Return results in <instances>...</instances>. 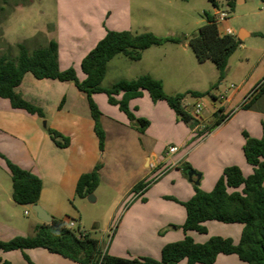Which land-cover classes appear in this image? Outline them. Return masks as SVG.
Wrapping results in <instances>:
<instances>
[{"label":"crops","instance_id":"1","mask_svg":"<svg viewBox=\"0 0 264 264\" xmlns=\"http://www.w3.org/2000/svg\"><path fill=\"white\" fill-rule=\"evenodd\" d=\"M239 1L240 3L246 2V0ZM97 2L98 0H66L63 12L64 21L56 26V38L48 41L49 43L54 40L58 43L60 70L66 71L74 68L81 81L86 78L82 71L83 59L105 37L107 31L140 33L135 30L131 12L132 0H122L123 9L116 8V4H113L112 1L103 7ZM89 5L91 6L89 7ZM108 14H113L114 19L110 17L105 21ZM205 23L203 22V25ZM223 30L220 28L221 33ZM234 32L237 38L239 34H242L243 38L239 39L242 44L255 36L252 31L244 29L239 33ZM261 33L257 32L256 35H261ZM170 44L173 43L146 50L142 59L137 62L139 64L137 66H147V69L144 70L146 72H143L142 75H151L161 80L164 89L166 88L165 80L157 73L162 71L166 64L160 58L161 52L169 51ZM173 45L178 46V49H174L178 56L170 60L174 65L182 68L183 63H186L183 52H187L190 44ZM250 76L245 78L240 91H234L225 99L222 98V105L218 109L212 110L208 119H203L201 122L206 126H212L220 116L227 117V120L208 133L196 132L194 128L191 131L183 130V136L179 139V152L163 159L158 152V144L152 136V130L159 127V133L170 132L178 136L179 125L175 119V112L168 104V107L161 103L153 105L155 115L158 116L150 117V125L144 133H141L136 126L131 124L127 115L118 106L108 102L107 96L103 97L100 93L94 94L93 100L102 113L101 125L106 133L105 151L101 154L87 95L78 90L72 82L52 79L39 80L32 73H27L16 92L29 103L45 111L46 126L43 124L44 120L37 115L16 109L8 99L0 98V218H2L0 219V240L10 241L17 236L34 235V232L30 235L7 224L13 221L15 206L31 210L32 206H22L14 202L13 190L9 192L7 184H5L7 178L12 181L6 159L37 175L42 180L43 188L39 205L53 218L67 221L68 217L75 219L76 226L81 225L84 204L89 202L87 198H79L76 195L78 181L82 175L91 172L100 161H103L104 167L100 173V184L94 193L97 196V201L100 198L99 191L102 186H107L124 196L127 195L125 199L130 197L136 185L146 182L150 171L156 172L169 164L172 165L169 170H174L173 173L160 184L149 189L146 197L151 194L154 197L155 195L161 197L163 193L160 191L163 183L173 181L175 184L180 183L182 187L181 194H178V191L175 192L177 199L179 197L183 202L190 200L195 195L196 185L186 182L183 175L185 173L184 164L189 165L202 175L200 188L206 192L214 189L225 168L229 166H238L246 177L250 176L253 173V167L247 162L244 154L245 138L243 133L246 132L251 137L260 139L263 135L264 125V105L260 104L264 100V95L256 101L253 108L249 110L241 108L249 97L242 100L247 92V90L244 92L243 90L247 86ZM121 97L119 96L118 99ZM143 97L145 100L151 99L147 92H144ZM236 100L242 101L240 106L230 116H226ZM62 103L63 106H61ZM47 127L68 138L69 145L67 147L57 146L48 134ZM196 134L201 138L194 140ZM128 161L129 170H125L123 169L124 163ZM185 176L188 178V175ZM160 197L155 198L152 204L150 200L145 203L134 202L123 217L127 231H130L129 241L137 248L138 258L148 256L145 254L148 252H154L155 258H157L167 243L178 242L182 239V236L178 235V225H181V219H183L182 211L178 210L176 203L165 201ZM35 218L32 231L44 223L37 216ZM153 223H157L158 229L165 230L167 240L159 237L153 241L152 236L157 235L151 231L150 225ZM116 236L117 232L112 243ZM150 240L155 244L147 245L146 243ZM120 241L121 239H118V242ZM101 244H103L102 241ZM145 246H149L150 250L143 249ZM20 256L29 263L40 260L44 262L43 264H51L54 262L55 256L59 255L52 254L42 248L26 250L25 253L0 251V264H12V259L16 258L19 261ZM113 256L118 257L117 254H113ZM230 258L234 264H243L235 257Z\"/></svg>","mask_w":264,"mask_h":264},{"label":"trees","instance_id":"2","mask_svg":"<svg viewBox=\"0 0 264 264\" xmlns=\"http://www.w3.org/2000/svg\"><path fill=\"white\" fill-rule=\"evenodd\" d=\"M225 1L233 8L237 0ZM209 2L215 9L219 7V0ZM205 18L206 23L190 39L189 44L198 62H213L219 71L220 80H223L229 60L242 41L235 35H223L215 15L206 14ZM168 43L182 44L183 39L159 37L150 31L133 33L109 30L83 59L82 71L86 75L83 81L78 78L74 68L60 70L56 41L51 40L47 45L33 51L25 44H19L15 58L0 57V98L8 99L16 109L25 110L46 120V113L42 108L29 103L16 92L24 76L32 73L39 80L52 79L74 83L78 90L87 95L101 152L105 151L106 133L101 125L102 113L93 100L94 94H106L108 102L118 106L141 133L145 132L150 122L136 118L129 103L142 97L144 92H147L154 102L165 101L177 115H182V121L195 128L198 121L184 109L186 94H167L163 82L151 75H143L135 80H120L110 88L102 87L108 65L116 56L123 54L130 60L139 62L146 50ZM190 94L195 98H202L210 92ZM263 95L264 84L254 89L241 108H253ZM119 96H122L121 99H118ZM225 120L227 117H218L214 125L206 126V131H212ZM46 130L57 146L69 145V139L58 131L49 127ZM243 135L244 154L247 162L253 167V173L246 177L238 166H229L225 168L212 191L206 192L196 185L195 195L182 202L186 210V220L182 227L185 238L166 245L162 249L161 260L112 256L103 251L99 239L81 230L80 226L70 227L69 222L75 221L71 217H68V221L54 218L50 224L42 223L36 227L32 236H17L10 241L0 240V251L25 253L26 250L42 248L77 264H181L182 261H186V264H214L218 256L233 254L237 255L243 264H264V125L260 139L253 138L246 132ZM6 162L12 176L14 202L22 206L37 205L42 193V180L8 159ZM103 167L104 163L100 161L91 172L80 177L76 189L79 198L84 199L95 193L100 184ZM189 170L192 168L186 165L184 172L187 174ZM145 188L146 184L142 182L136 185L132 192H140ZM212 221L244 225L240 242L235 244L232 239L213 237L201 244L189 236L190 232L207 233L205 224ZM25 258L29 261L26 255Z\"/></svg>","mask_w":264,"mask_h":264},{"label":"rangeland","instance_id":"3","mask_svg":"<svg viewBox=\"0 0 264 264\" xmlns=\"http://www.w3.org/2000/svg\"><path fill=\"white\" fill-rule=\"evenodd\" d=\"M65 1L66 0H0V57L4 56L9 59L15 58L18 55L19 44H25L30 51H33L41 46H45L50 39H55L56 26L64 21L63 12L66 6ZM110 1L116 4V8L123 9L122 0H116V2L115 0H98L97 3L103 7L109 5ZM90 6L91 5H89V7ZM131 7L135 30L137 32L143 33L150 31L159 37L181 38L183 39L182 44H188L190 42V39L198 32L203 22H206V14L216 15L217 11L224 12L229 17L228 21L219 23L221 30L226 27H231L237 33L242 29L255 33L254 37L243 42L242 46L231 56L223 80H220L216 65L211 61L204 63L198 62L190 46H188L187 52H183L186 57V63H183L182 68L178 67V65H174L172 60H170L178 56V54L174 52V49H178V46L170 44L171 48H169V51L164 50L161 52L160 58H162L166 64L164 69L157 74L162 76L165 80V92L169 95L186 94L184 105L187 108V112L194 119H196L194 116V108L197 103L204 105V110L200 118L203 120L209 116L212 110L218 109L222 105V98L225 99L234 91H240L243 88V81L247 76L251 75V78L243 90V92L245 90H247V92L242 97V100L250 96L254 89L263 81V0H246L244 3H240V1L237 0L233 8L228 6L225 0H219V7L217 9L213 7L209 0H190L187 2L182 0H132ZM97 14L96 17H98ZM110 17L114 19L113 14H108L106 18L104 17V20L107 21V18ZM257 32L262 33L261 35H256ZM137 65H139L137 62L130 60L123 54L116 56L115 60L108 65V72L102 87L110 88L120 80H135L143 76L142 74L146 72L144 70L147 69V66ZM190 92L204 94L210 92V94L202 98H195ZM100 94L103 97L106 96L104 93ZM147 99L149 100H145L142 96L136 100L134 99V101L131 100L133 103L130 101L129 107L136 118H143L149 121L151 120L149 119L150 117L153 118V116H158L155 115L153 108V105L157 103H161V105L168 107L165 101L154 102L150 98ZM238 101L239 100L235 101L231 109L226 113V116H230V114L240 106L239 104L242 101ZM260 104L264 105V100L261 101ZM174 115L179 125L178 136L170 132L159 133V127L152 130V136H154L155 142L158 144V152L162 155L163 159L168 157V153L172 147H180L179 139L183 136V130L187 129L191 131L193 129L190 124L182 121L179 115L175 113ZM44 122H46V120H44ZM199 138L201 137L198 134L194 136V140ZM103 153L104 152H101V154ZM124 165L125 167H123V169L129 170V161L125 162ZM185 166L184 164L183 169ZM171 167L172 165L169 164L156 172L150 171L145 182L146 188L140 192H132L131 196L126 197V199L125 196L127 195L124 196L107 186H102L99 191V200L96 203L85 202L84 204L83 221H81L80 225L81 230L101 240L103 243L101 244L103 251L108 252V254L112 256L113 254H117L118 257L121 258H138L139 255L136 252L137 248L129 241L130 231H127L125 226L126 223L125 221L123 222V217L134 202L140 201L141 203H145L147 200H150L152 204L155 198H158V196L160 197V195H155L154 197L152 194L146 197V194L149 189L160 184L167 176L173 173L174 170H169ZM183 175L186 182L193 185L189 181V178L185 176L188 174L183 173ZM6 181L5 184H7V188L10 192L13 190L12 181L8 178ZM176 191H178V194H181V184L167 181L163 183V187L160 191L163 195H161L160 198L165 201L176 203L178 205V210L183 213L181 225H178V235L182 236V239L178 240L179 242L185 238L182 227L186 220V213L185 207L182 205L183 201H181L179 197L177 199V195L175 194ZM79 206L82 207L83 205L81 204ZM15 207L16 208L13 210V221L7 224H10L11 227L17 228L24 233L27 232L31 235L32 232H34L35 234L36 228L35 231H32V225H34L33 223L36 221L35 213L29 208H21L20 206ZM205 226L207 228V233L199 234L190 232L189 236H191L195 242L201 244L213 237L232 239L235 244H238L244 228L242 224H225L216 221L208 222ZM150 228L151 231L157 234V237L152 234L153 241L156 240L155 238L159 237L165 240V230L161 228L158 229L157 223L150 225ZM116 232V239L112 243ZM118 239H121V241L118 242ZM167 239L168 237L166 240ZM153 243L154 242L150 240L146 244L149 245ZM168 244L171 243H167L166 245ZM143 249H146V251L150 250L149 246H145ZM145 254L148 256L144 257L161 260V255L155 258L156 254L154 252ZM20 257L19 261L16 258L12 259V264L32 263L27 262L22 256ZM230 257H235L240 260L237 255H223L219 256L214 264H234ZM33 263L43 264L44 262L37 260L33 261ZM51 264L75 263L55 256V260ZM181 264H186V261H182Z\"/></svg>","mask_w":264,"mask_h":264},{"label":"built area","instance_id":"4","mask_svg":"<svg viewBox=\"0 0 264 264\" xmlns=\"http://www.w3.org/2000/svg\"><path fill=\"white\" fill-rule=\"evenodd\" d=\"M216 22L219 24V23H223V22H226L228 21L229 17L226 13L224 12H220V11H217L216 12ZM223 35H235V32L232 28L230 27H227L223 30L222 32ZM262 84H264V79L263 81L258 85V86H261ZM184 109L185 111H187V108L186 106L184 105ZM204 110V105L201 104V103H197L195 105V108H194V116L196 118V120L198 121V124L197 126L194 128V130L196 132H205V133H208L209 131H206V125H204V123L201 122V115H202V112ZM179 152V147H172L168 153V155H173V154H176ZM69 225L70 227H75L76 223L75 221H70L69 222Z\"/></svg>","mask_w":264,"mask_h":264},{"label":"water","instance_id":"5","mask_svg":"<svg viewBox=\"0 0 264 264\" xmlns=\"http://www.w3.org/2000/svg\"><path fill=\"white\" fill-rule=\"evenodd\" d=\"M242 34H239L238 35V39H242ZM179 118L182 119V115H179ZM44 126H46V122L43 123ZM188 174V178H189V181L197 186L200 185V180H201V177L202 175L200 173H198L197 171L195 170H189L187 172ZM87 200L90 202V203H96L97 199H96V196L94 194H91L87 197ZM32 210L34 211V213L36 214L37 218L44 222V223H47V224H50L53 222V217L39 204L37 205H33L32 206Z\"/></svg>","mask_w":264,"mask_h":264}]
</instances>
